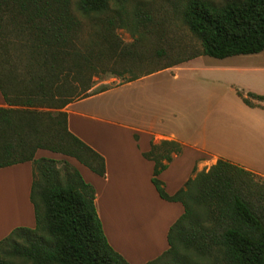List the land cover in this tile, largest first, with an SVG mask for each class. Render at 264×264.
I'll list each match as a JSON object with an SVG mask.
<instances>
[{"label": "trees", "instance_id": "1", "mask_svg": "<svg viewBox=\"0 0 264 264\" xmlns=\"http://www.w3.org/2000/svg\"><path fill=\"white\" fill-rule=\"evenodd\" d=\"M131 1L0 0V92L7 105L0 107V169L32 163L36 219L34 229L17 228L0 242V264H13V257L32 264H129L105 236L95 188L69 162L36 158L47 150L105 176V158L70 131L66 111L111 89H94L97 79L128 83L199 56L264 52V0L190 1L184 21L201 50L167 64L172 55L152 15L139 5L130 8ZM131 26L137 35L127 44L117 30ZM149 26L156 28L153 39H147ZM238 94L252 108L264 102ZM183 149L163 140L143 154L155 164L152 182L160 198L184 207L169 230V250L147 264H264V185L220 159L171 196L159 176Z\"/></svg>", "mask_w": 264, "mask_h": 264}, {"label": "rangeland", "instance_id": "2", "mask_svg": "<svg viewBox=\"0 0 264 264\" xmlns=\"http://www.w3.org/2000/svg\"><path fill=\"white\" fill-rule=\"evenodd\" d=\"M190 1L192 0H132L129 5L130 8L139 5L152 15L157 31L163 37L162 47L169 49L172 55L171 58L165 59L163 64L184 59L201 50L200 40L192 34L184 21V13ZM195 1L222 6L232 0ZM83 24L84 32L88 34L89 22L83 20ZM156 28L155 26L148 27L151 36L147 39H153L151 32H156ZM117 33L127 44L132 43L137 35L132 26L118 29ZM122 83L123 81L118 78L97 79L94 89L102 86L115 88ZM239 91L245 96L253 94L264 97V52L226 59L202 56L185 65L166 70L144 80L132 90L121 87L99 94L85 101L81 109L77 110L83 113H87L88 110L96 111L100 113L98 116H103L122 126L127 122L124 118L128 116L138 117L145 113L157 115H153L155 119L161 116L164 121L160 129L175 130L191 142L202 139L210 155L217 154L228 162L232 161L231 159L238 160L240 164L246 166L245 169L255 174V178L252 179L255 184L264 185V102L260 103L261 106L249 107L239 96ZM252 102L258 103L257 100H252ZM185 108L192 109L186 112ZM172 111L177 113L176 117L172 116ZM119 128V126L111 127L113 138L116 135L113 132ZM108 134L106 139L109 145L107 146L120 148L121 144L117 141H110ZM96 138H99L98 133ZM56 155L42 151L40 158L46 156L72 164L70 160L62 156L58 158ZM207 160L202 163V167H195L194 176L203 170L208 171L216 164L211 158ZM63 166V163L59 164V167ZM17 177L19 179L20 175ZM1 178L0 185L11 186L12 190L14 189L15 177ZM135 211L137 208L132 209L131 207V212ZM152 212L153 214L149 210H139L135 215L139 219V224L143 220L148 223V230L157 231L160 218L164 216L155 211ZM150 223L151 226H149ZM130 230L132 228L126 229L127 238H129ZM131 251L136 252L137 249L131 246ZM192 259L194 262H199L195 261L197 260L195 258ZM9 260L13 264H32L18 257ZM212 262L199 263L212 264Z\"/></svg>", "mask_w": 264, "mask_h": 264}, {"label": "crops", "instance_id": "3", "mask_svg": "<svg viewBox=\"0 0 264 264\" xmlns=\"http://www.w3.org/2000/svg\"><path fill=\"white\" fill-rule=\"evenodd\" d=\"M199 57L138 80L122 83L100 94L121 87L132 90L144 80L166 70L185 65ZM97 95L70 104L66 111L68 112L70 131L105 158V176L101 177L93 173L73 158L57 155L58 158L62 156V158L70 160L78 168L84 180L95 188L98 215L101 223L103 222L105 236L112 248L122 255L129 264H147L169 250V230L183 215L184 207L179 202H168L160 198L152 182L155 164L146 159L143 154L151 150L152 143H160L163 140L176 141L184 146L183 153L174 157L169 167L159 176V179L165 184L166 192L171 196L185 186L187 181L194 176L195 167H202V163L208 161L207 158L213 159L215 163L220 159H225L217 154L210 155L202 139L191 142L175 130L160 129L164 120L162 121V117L159 116L156 121L153 116L155 114H150V116L145 113L138 117H125L124 120L127 122L122 126L103 118V116H98L100 113L96 111L88 110L87 113H83L77 110L81 109V105L85 101ZM185 105L188 107L186 102ZM6 106L0 92V107ZM188 109L192 108H185L186 112ZM144 110H146L145 106ZM172 116L176 117L177 113L172 111ZM184 117L187 119L186 116ZM114 126L120 127L119 130L113 132V134L116 133L115 138L111 132V127ZM96 132L99 134V138H96ZM107 134L110 141H117L121 144L120 148L107 146ZM42 151L47 150H39L36 158H40ZM231 160L229 161L231 164L246 168L238 160ZM1 177H15L16 184L13 190L11 186L0 185V242L17 228L34 229L36 226L34 206L30 199L33 184L32 163L27 162L1 168L0 180ZM16 185H18L17 188ZM130 206L132 209L137 208V211L132 213ZM139 210H149L151 214H153L152 211H155V213L164 216L160 218L157 231L148 230V223L143 220L140 221V224L138 223L139 219L135 214ZM128 228H132L129 231V238L125 236ZM130 244L137 249L136 252L131 251Z\"/></svg>", "mask_w": 264, "mask_h": 264}]
</instances>
